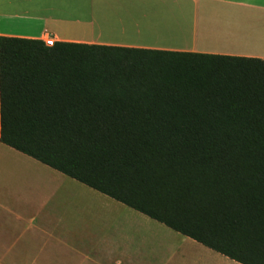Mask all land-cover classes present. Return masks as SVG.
<instances>
[{"label":"trees","instance_id":"1","mask_svg":"<svg viewBox=\"0 0 264 264\" xmlns=\"http://www.w3.org/2000/svg\"><path fill=\"white\" fill-rule=\"evenodd\" d=\"M0 142L264 264V60L0 37Z\"/></svg>","mask_w":264,"mask_h":264},{"label":"crops","instance_id":"2","mask_svg":"<svg viewBox=\"0 0 264 264\" xmlns=\"http://www.w3.org/2000/svg\"><path fill=\"white\" fill-rule=\"evenodd\" d=\"M0 37L264 60V0H0ZM123 206L0 142V264H239L173 230L130 250L161 223Z\"/></svg>","mask_w":264,"mask_h":264},{"label":"rangeland","instance_id":"3","mask_svg":"<svg viewBox=\"0 0 264 264\" xmlns=\"http://www.w3.org/2000/svg\"><path fill=\"white\" fill-rule=\"evenodd\" d=\"M256 41L262 42L263 39L257 38ZM6 164H3L5 166ZM127 209L126 206H123ZM133 228H136L134 230ZM178 235L172 230L168 229L166 226L158 223L155 225H142L139 227L134 225H128V235L127 238H133V241L129 243V249L140 251L145 253L144 250L156 247L166 246L165 241L167 239L177 238ZM137 241V242H136Z\"/></svg>","mask_w":264,"mask_h":264},{"label":"built area","instance_id":"4","mask_svg":"<svg viewBox=\"0 0 264 264\" xmlns=\"http://www.w3.org/2000/svg\"><path fill=\"white\" fill-rule=\"evenodd\" d=\"M44 42L48 47H53L56 43L55 39H53L52 37H47Z\"/></svg>","mask_w":264,"mask_h":264}]
</instances>
